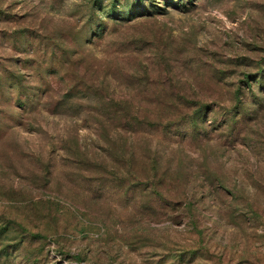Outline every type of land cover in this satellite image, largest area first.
Here are the masks:
<instances>
[{"label":"rangeland","instance_id":"1","mask_svg":"<svg viewBox=\"0 0 264 264\" xmlns=\"http://www.w3.org/2000/svg\"><path fill=\"white\" fill-rule=\"evenodd\" d=\"M146 1L111 62L94 0H0V264H264V0Z\"/></svg>","mask_w":264,"mask_h":264},{"label":"trees","instance_id":"2","mask_svg":"<svg viewBox=\"0 0 264 264\" xmlns=\"http://www.w3.org/2000/svg\"><path fill=\"white\" fill-rule=\"evenodd\" d=\"M122 1L123 0H110L108 4L103 5L102 0H94V4H92L91 7L93 18L91 19L92 22L90 21L91 23L89 24L91 26L90 34L88 35V42H90L91 45L98 42L106 43L107 48H114V50L109 51L108 53V56L112 58L111 62H113L117 56L115 52L119 53V51L131 52V50H140L144 45L146 46L147 40L146 37L141 36L139 37L140 39L135 41L132 39L130 34L123 32L122 34L115 33L116 35H114L112 30L105 29L108 20L110 21L111 19V22L114 24V26H122L123 24H129L135 22L136 20L152 18L158 15L159 11L162 10L160 6H158V4L154 1L147 2L146 0H124L125 3H122ZM186 1H189L192 4V0H165V4H181V7L186 9ZM93 19H95V21H93ZM153 49L154 47L151 48V52L155 60L157 62H162L165 56L164 51L159 49L157 52H154L152 51ZM141 56H143V54H141ZM129 63L131 64V62H128V64ZM122 64L123 61L119 63V65ZM125 64L127 63H124L123 65ZM149 67L150 65L147 63V60L141 59L139 64L136 63L134 66L129 65L127 68L117 69L115 75H108V73L105 72L100 81L103 85L107 86V90L112 89L115 91L117 87L122 86H133L135 89L144 90V88L150 82L149 80L151 76ZM260 82L262 83V77ZM197 112L198 113L195 116L199 117L202 113V109L199 108ZM121 116L129 123L135 124L139 121V115H137V118L135 116ZM198 119L199 118L197 117H193L192 120L195 122Z\"/></svg>","mask_w":264,"mask_h":264}]
</instances>
